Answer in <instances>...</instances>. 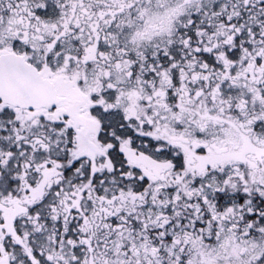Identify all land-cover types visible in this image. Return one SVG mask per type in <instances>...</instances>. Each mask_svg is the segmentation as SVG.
Masks as SVG:
<instances>
[{
	"label": "snow or ice",
	"instance_id": "6c2138e0",
	"mask_svg": "<svg viewBox=\"0 0 264 264\" xmlns=\"http://www.w3.org/2000/svg\"><path fill=\"white\" fill-rule=\"evenodd\" d=\"M0 264H264V0H0Z\"/></svg>",
	"mask_w": 264,
	"mask_h": 264
}]
</instances>
